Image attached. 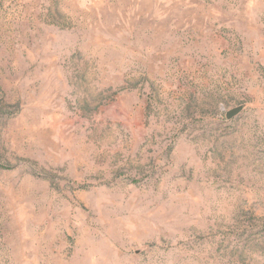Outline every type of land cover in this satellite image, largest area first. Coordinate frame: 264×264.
Wrapping results in <instances>:
<instances>
[{
    "label": "rangeland",
    "instance_id": "1",
    "mask_svg": "<svg viewBox=\"0 0 264 264\" xmlns=\"http://www.w3.org/2000/svg\"><path fill=\"white\" fill-rule=\"evenodd\" d=\"M0 264H264V0H0Z\"/></svg>",
    "mask_w": 264,
    "mask_h": 264
},
{
    "label": "water",
    "instance_id": "2",
    "mask_svg": "<svg viewBox=\"0 0 264 264\" xmlns=\"http://www.w3.org/2000/svg\"><path fill=\"white\" fill-rule=\"evenodd\" d=\"M243 107H244L243 105H238V106H235V107L227 110L225 112L226 119H231V118L237 116L242 111Z\"/></svg>",
    "mask_w": 264,
    "mask_h": 264
}]
</instances>
